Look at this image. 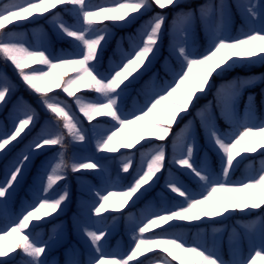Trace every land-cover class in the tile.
<instances>
[{
	"label": "rangeland",
	"instance_id": "374dc122",
	"mask_svg": "<svg viewBox=\"0 0 264 264\" xmlns=\"http://www.w3.org/2000/svg\"><path fill=\"white\" fill-rule=\"evenodd\" d=\"M13 2H19V0H0V8ZM86 2L93 5L110 6L109 0H86ZM242 2L254 5L257 16H246L240 6ZM141 11L143 15L133 13L137 16L133 23L105 21L104 24L98 25V27L107 25L110 34L102 53L98 50L99 70L107 74L116 64L120 63L122 57L133 50L134 45L141 42L140 33L157 13L166 17L155 58L151 60L146 70L142 68L134 74L133 78L125 82L127 88L122 97V103L126 112L142 108L149 98L172 84L175 73L181 71L180 61L172 52V45L176 40L175 29L181 15L188 14L192 17L188 37L184 42L189 50L197 55L203 54L211 46L212 34L217 30L233 39L252 30L264 29V0H179L178 5L161 9L153 4L146 12ZM57 15L68 26L77 27L80 24L79 18L73 13L63 7H57L42 16H33L27 21L9 24L5 31L17 33L20 42L26 47L45 49L46 54L50 52L58 56L62 53L78 52L79 49L75 46L73 48L63 46L65 41L73 42L74 38H66L57 29L53 20V17ZM107 48L109 50L105 54ZM104 59L105 62L102 64ZM254 59V63H240L226 73L214 74L205 91L198 93L189 109L177 118L166 140L161 142L154 137L149 138L142 140L131 150L120 149L117 153L100 152L96 147L100 135L108 133L112 128L111 118L100 116L89 122L79 112L73 97L67 96L62 91V87L55 89L49 95L58 102L67 103L71 107V111L82 122L86 140L78 142L68 137L64 149L59 146H45L46 150L32 154L31 161L24 166L21 177H18L14 188L10 189V195L6 194L5 198H0V213L6 218H12L17 212L16 221L22 213L37 203L45 183V173L50 171L59 152H64L65 159L69 163L73 160H91L103 165V171L73 172L69 169L66 179L54 185L48 193L50 198H58L59 194L67 189L69 193L67 200L57 212L50 216H42L39 222L32 221L29 229L25 231L35 234L36 227L33 229V225L38 223L34 237L46 245L45 253L41 256L44 264H92L97 254L90 239L84 233L85 228L105 231V237L101 240L103 253L115 257L126 255L133 246L134 225L142 222L148 210L172 209L183 202L182 197L172 193L166 187L169 179L175 178L192 192H201L200 184L190 186L186 179L192 182L196 180L188 174L186 169L176 165L173 161L174 143L178 134L190 133L194 138L193 160L196 166H207L215 175H219L220 156L208 139L206 127L215 125L221 132L227 133L236 131L239 125L245 122L256 126L264 124V73L256 70L264 67V62H261L258 57ZM32 67H40V65ZM30 70L26 69V71ZM61 73H67L64 79L74 75L70 69L61 68L56 70L50 80ZM244 80L249 83L241 89L232 105L234 116L230 118L223 102L217 111L215 105L217 97L220 98V90L229 82ZM0 81H7L11 85L10 93L6 95L4 101L0 102V136L12 131L15 121L22 116L24 111L31 110L36 115L35 125H29L17 141L0 153V183H2L12 164L22 153L28 151L33 140L42 131L55 129L56 125L51 114L43 106L39 95L22 81L15 66L3 58H0ZM259 90L262 93L260 98H257ZM77 95H82L90 101L97 98V94L90 90H82ZM221 120L227 124L226 127H223L225 125L221 124ZM127 134L126 129L121 135ZM161 143L166 152L165 167L157 174V178H154V183L145 193V198L137 201L135 205L129 201L123 209L114 211L113 209L121 198L113 197L109 201L108 211L102 213L100 217L93 216L91 210L100 202L96 193L99 191L101 194H107L109 191L126 190L141 166L143 154ZM10 147L12 150L9 151ZM12 153L13 157H10ZM127 156L132 158L133 167L128 173H124L121 171V163ZM215 156H217L216 161ZM237 160L240 161L239 165L228 177L231 183H238L248 177H257L264 172V149H258L254 153H241ZM128 175L129 179L126 180L125 177ZM91 177H98L99 180L95 183ZM74 197L78 199L73 202ZM81 201L86 204L82 214L74 210V207H82ZM106 216L109 217L107 220ZM250 225H255V231L249 230ZM165 231L170 235L180 237L186 245L199 246L211 251L224 264H237V262L246 264L251 257H254L257 250L264 249V207L255 210L230 211L219 217H205L192 222L172 221L170 224L154 227L144 235L151 237ZM114 237H116L115 240ZM17 239L14 235L4 243L10 246ZM149 247L143 246L141 249L143 254L130 264H141V262L143 264H165L164 257L167 254L161 248H153L149 251ZM29 259L22 249L17 248L15 251H10L8 256L0 257V264H5V262L27 264ZM194 259L195 257L189 256L187 264H193ZM256 264H264V259H258Z\"/></svg>",
	"mask_w": 264,
	"mask_h": 264
},
{
	"label": "snow or ice",
	"instance_id": "6c2138e0",
	"mask_svg": "<svg viewBox=\"0 0 264 264\" xmlns=\"http://www.w3.org/2000/svg\"><path fill=\"white\" fill-rule=\"evenodd\" d=\"M109 4L110 6L93 5L86 0H19L0 8V58L15 66L22 81L39 95L56 125L55 129L42 131L29 145L28 151L22 153L12 164L6 179L0 183V198H5L6 194L10 195V189L14 188L18 177H21L24 166L31 161L32 154L46 150L45 146H59L64 149L68 137L78 142L86 140L82 122L71 111V107L49 95L55 89L62 87L67 96L73 97L79 112L89 122L100 116L111 118L112 128L108 133L100 135L96 147L100 152L117 153L120 149L131 150L142 140L149 138L154 137L161 142L166 140L177 118L189 109L198 93L205 91L214 74L226 73L240 63H254V58L257 57L264 62V29L252 30L233 39L217 30L212 34L211 46L203 54L197 55L190 51L184 42L188 37L192 17L188 14L181 15L175 29L176 40L172 45V52L180 61L181 71L175 73L172 84L154 94L142 108L126 112L122 103L127 88L125 82L142 68L146 70L155 58L166 17L157 13L140 33L141 42L134 45L133 50L122 57L120 63L107 74L99 70L98 50L102 53L110 34L107 25H98L104 24L105 21L133 23L137 19L133 13L143 15L141 10L146 12L153 4L164 9L178 5L179 0H109ZM240 6L246 16H257L254 5L242 2ZM57 7H63L80 20L79 26L72 27L60 20L58 15L53 17L61 34L66 38H74L73 43L79 49L78 52L62 53L58 56L50 52L46 54L45 49L26 47L20 42L17 33L5 31L9 24L27 21L33 16H42ZM33 65L40 67H32ZM61 68L70 69L74 75L64 79L67 73H61L50 80L56 70ZM248 83L246 80L229 82L220 90L221 101L230 118L234 116L232 105L235 99ZM82 90L95 92L97 98L90 101L82 95H77ZM10 91L11 85L7 81H0V102L5 100ZM35 120L34 112L24 111L15 121L12 131L0 136V153L17 141L29 125L34 126ZM126 129L128 134L122 136ZM205 130L210 143L220 156V174L215 175L207 166H196L193 160L194 138L190 133L178 134L174 143L173 161L186 169L200 184L201 192H192L175 178L169 179L166 187L182 197L183 202L172 209L148 210L142 222L134 225L133 246L124 256L115 257L103 253L101 240L105 237V231L85 228L84 233L97 254L92 264H130L143 254V246H150L149 251L161 248L167 254L164 257L165 264H173V261L187 264L189 256L195 257L194 264H224L211 251L186 245L180 237L170 235L167 231L151 237L144 235L150 229L170 224L172 221L192 222L205 217H219L230 211L264 207V172L238 183L228 180L232 170L240 163L237 157L241 153H254L258 149H264V124L256 126L245 122L239 125L236 131L227 133L221 132L215 125H209ZM165 160L166 152L162 143L143 154L141 166L126 190L109 191L107 194H101L99 191L96 193L100 202L91 210L92 215L100 217L108 211L109 201L113 197L121 198L114 211L123 209L129 201L135 205L152 187L154 178H157V174L165 167ZM132 167V158L125 157L121 163V171L128 173ZM69 169L73 172L103 171V165L91 160H73L69 163L64 152H59L56 162L50 167V171L45 173V183L37 203L22 213L13 224L0 229V257L8 256L10 251L20 248L30 258L27 264H44L41 256L45 253L46 245L39 242L33 232L26 233L25 230L29 229L32 221L39 222L42 216L57 212L67 200V189H64L58 198H50L48 193L54 185L66 179ZM38 226V223L34 224L33 229ZM249 230L255 231V225H250ZM14 235L18 238L17 241L10 246L6 245L4 241ZM258 259H264V249L257 250L246 264H256Z\"/></svg>",
	"mask_w": 264,
	"mask_h": 264
},
{
	"label": "trees",
	"instance_id": "16d2710c",
	"mask_svg": "<svg viewBox=\"0 0 264 264\" xmlns=\"http://www.w3.org/2000/svg\"><path fill=\"white\" fill-rule=\"evenodd\" d=\"M67 45H70V44L68 43ZM256 70L264 73V67L258 68ZM258 92H259V94L257 95V98H260V94L262 93V91L259 90ZM216 158H217V156H215V161L217 160ZM192 184L195 186H198L199 183L196 181V182H193ZM6 222H7V220L4 217L0 216V228H2L3 225L6 224ZM176 264H178V261L176 262Z\"/></svg>",
	"mask_w": 264,
	"mask_h": 264
}]
</instances>
